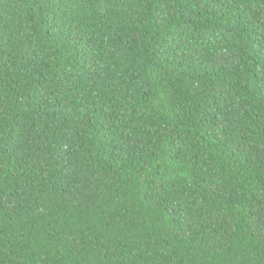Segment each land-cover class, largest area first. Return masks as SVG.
Listing matches in <instances>:
<instances>
[{
    "label": "trees",
    "instance_id": "16d2710c",
    "mask_svg": "<svg viewBox=\"0 0 264 264\" xmlns=\"http://www.w3.org/2000/svg\"><path fill=\"white\" fill-rule=\"evenodd\" d=\"M0 264H264V0H0Z\"/></svg>",
    "mask_w": 264,
    "mask_h": 264
}]
</instances>
